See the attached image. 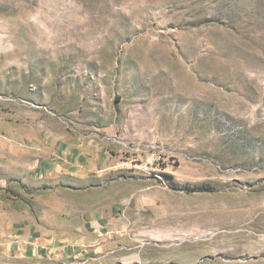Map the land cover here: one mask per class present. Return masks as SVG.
Instances as JSON below:
<instances>
[{
    "label": "rangeland",
    "instance_id": "374dc122",
    "mask_svg": "<svg viewBox=\"0 0 264 264\" xmlns=\"http://www.w3.org/2000/svg\"><path fill=\"white\" fill-rule=\"evenodd\" d=\"M47 135L113 168L36 179ZM58 212L76 264H264V0H0V247Z\"/></svg>",
    "mask_w": 264,
    "mask_h": 264
},
{
    "label": "crops",
    "instance_id": "0c3cea01",
    "mask_svg": "<svg viewBox=\"0 0 264 264\" xmlns=\"http://www.w3.org/2000/svg\"><path fill=\"white\" fill-rule=\"evenodd\" d=\"M41 138L36 145L38 151L31 153L35 163L30 173L36 179L72 177L79 180L101 176L113 168L105 161L106 153L80 146L76 140L53 135ZM41 222L40 225L28 223L13 231V238L0 247V264H76L70 258L79 249L78 234H83L86 239L85 235L89 233L87 216L82 215L80 220L72 213L58 212L55 218L48 217ZM67 258L70 260L64 262ZM82 261L86 263V259Z\"/></svg>",
    "mask_w": 264,
    "mask_h": 264
}]
</instances>
